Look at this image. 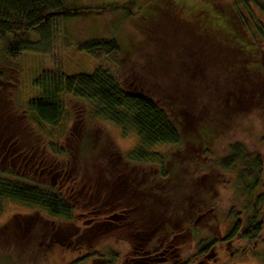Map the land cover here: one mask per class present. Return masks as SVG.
<instances>
[{
  "label": "rangeland",
  "instance_id": "374dc122",
  "mask_svg": "<svg viewBox=\"0 0 264 264\" xmlns=\"http://www.w3.org/2000/svg\"><path fill=\"white\" fill-rule=\"evenodd\" d=\"M258 1L264 4V0ZM62 2L130 5L102 14L64 16L50 41L40 40L36 49L24 50L14 58L7 57L0 44V179L50 187L73 206L72 220L62 221L48 218L36 207L3 200L0 228L14 222L31 228L34 220L51 221L67 246L52 244L43 255L30 259L31 264H136L135 259L145 256L133 235L140 228L136 213L141 211H131L135 218L131 222L126 214L141 204L137 184L144 168L125 160L139 148L138 139L132 130H122L94 115L91 102L68 96L56 126L39 123L27 110V103L40 96L34 81L55 70L73 76L99 69L115 77L122 88L155 101L179 127L182 140L179 145H157L146 151L180 161L177 176L181 182L214 196L221 212L232 208L243 218L250 202L237 195L228 174L223 176L209 166L225 155L228 145L242 142L262 158L260 191L264 189V95L253 116L232 118L240 107L231 94L235 90L231 75L220 62L232 56L228 59L219 48L208 49L163 10L165 3L197 6L204 11L210 6L229 27L230 1ZM92 40H113L117 52H100L93 57L79 48ZM233 75L237 78L236 72ZM192 189L189 192L194 196ZM188 196L183 195L181 202ZM170 208L166 200L165 214L178 212ZM230 223L224 219L219 222L222 234ZM170 231L181 236L176 239V256L166 264H198L202 257L186 228ZM147 249L145 254L152 250ZM215 254V259L203 264H264V232L256 244L235 240L226 247L219 243Z\"/></svg>",
  "mask_w": 264,
  "mask_h": 264
},
{
  "label": "trees",
  "instance_id": "16d2710c",
  "mask_svg": "<svg viewBox=\"0 0 264 264\" xmlns=\"http://www.w3.org/2000/svg\"><path fill=\"white\" fill-rule=\"evenodd\" d=\"M229 1L233 20L229 27L210 6L204 11L197 6L165 3L163 10L169 18L173 16L170 19L179 28L192 33L208 49L217 51L219 48L228 54V59L232 56L226 62L220 60L231 75L235 85L231 94L234 103L240 107L232 118L251 117L260 109L259 100L264 95V4L258 0ZM129 5L101 7L66 5L62 0H0V44L4 54L14 58L24 50L36 49L35 43L40 40L50 41L64 16L102 14ZM79 48L94 57L100 52L115 54L118 46L113 40H92ZM34 84L40 96L27 103V110L41 124L56 126L60 122L68 96L91 102L94 115L135 133L139 148L129 153L125 160L144 168L137 184L141 204L126 211L129 222L135 219L131 211H141L138 212L141 216L136 213L140 228L133 235L145 256L135 259L136 264H166L176 256V239L181 234H171L170 228H186L203 263L215 259L219 243L231 247L235 240H245L249 244L259 240L264 232V189L260 191L263 162L254 150L247 149L242 142H233L222 158L211 160L208 165L210 170L223 176L228 174L237 195L250 202V210L241 218L232 208L221 212L214 196L208 192L197 187L194 191L191 188L194 184L181 182L177 176L180 161L146 151L157 145H179L182 140L181 131L169 114L146 95L122 88L115 77L99 69L91 74L73 76L64 75L60 70L45 72ZM257 86L261 87L260 91ZM186 194L190 196L181 202ZM3 200L36 207L52 220L70 221L73 218V206L50 187L0 179V213ZM166 200L170 209L178 212L165 214ZM223 219L231 223L222 234L219 222ZM34 221L31 228L18 227L14 220L12 225L0 228V264H31L30 259L43 255L52 244L67 246L51 221ZM29 248L32 249L30 254ZM147 248L152 250L146 255Z\"/></svg>",
  "mask_w": 264,
  "mask_h": 264
},
{
  "label": "flooded vegetation",
  "instance_id": "af4514ba",
  "mask_svg": "<svg viewBox=\"0 0 264 264\" xmlns=\"http://www.w3.org/2000/svg\"><path fill=\"white\" fill-rule=\"evenodd\" d=\"M198 264H203V262H199Z\"/></svg>",
  "mask_w": 264,
  "mask_h": 264
}]
</instances>
